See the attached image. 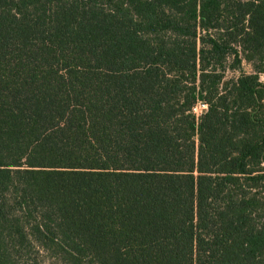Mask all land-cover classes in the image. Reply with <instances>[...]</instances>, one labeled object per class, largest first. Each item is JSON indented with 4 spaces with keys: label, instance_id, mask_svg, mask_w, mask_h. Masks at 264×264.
<instances>
[{
    "label": "trees",
    "instance_id": "16d2710c",
    "mask_svg": "<svg viewBox=\"0 0 264 264\" xmlns=\"http://www.w3.org/2000/svg\"><path fill=\"white\" fill-rule=\"evenodd\" d=\"M44 260L264 264V0H0V264Z\"/></svg>",
    "mask_w": 264,
    "mask_h": 264
},
{
    "label": "rangeland",
    "instance_id": "374dc122",
    "mask_svg": "<svg viewBox=\"0 0 264 264\" xmlns=\"http://www.w3.org/2000/svg\"><path fill=\"white\" fill-rule=\"evenodd\" d=\"M244 70L246 71V72H251L252 71V69H251V67H250V65L249 64H247V63H245L244 64ZM238 75V73L237 72H232V71H228L227 72V79H230V78H234V77H236ZM199 105V104H198ZM197 105V106H198ZM196 106V110L194 111L197 115H200L206 108H203V107H200V106H198L197 107ZM43 264H63V263H61V262H57V261H54V260H44L43 261Z\"/></svg>",
    "mask_w": 264,
    "mask_h": 264
},
{
    "label": "built area",
    "instance_id": "2783aa9c",
    "mask_svg": "<svg viewBox=\"0 0 264 264\" xmlns=\"http://www.w3.org/2000/svg\"><path fill=\"white\" fill-rule=\"evenodd\" d=\"M198 106H200V107H203V108H206V105H204V104H199ZM197 106V107H198ZM196 110V107L194 108V111Z\"/></svg>",
    "mask_w": 264,
    "mask_h": 264
}]
</instances>
